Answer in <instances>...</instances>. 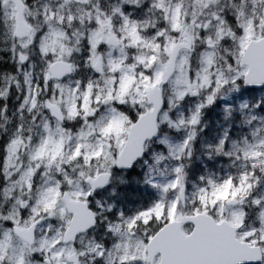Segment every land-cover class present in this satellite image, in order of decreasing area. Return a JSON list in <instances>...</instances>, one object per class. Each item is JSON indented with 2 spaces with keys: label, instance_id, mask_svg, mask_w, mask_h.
Here are the masks:
<instances>
[{
  "label": "snow or ice",
  "instance_id": "6c2138e0",
  "mask_svg": "<svg viewBox=\"0 0 264 264\" xmlns=\"http://www.w3.org/2000/svg\"><path fill=\"white\" fill-rule=\"evenodd\" d=\"M0 264H264V0H0Z\"/></svg>",
  "mask_w": 264,
  "mask_h": 264
}]
</instances>
